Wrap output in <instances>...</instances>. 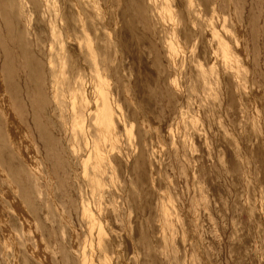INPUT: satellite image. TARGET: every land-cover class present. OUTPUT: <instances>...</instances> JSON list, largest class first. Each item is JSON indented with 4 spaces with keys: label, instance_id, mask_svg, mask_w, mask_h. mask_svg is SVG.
<instances>
[{
    "label": "rangeland",
    "instance_id": "374dc122",
    "mask_svg": "<svg viewBox=\"0 0 264 264\" xmlns=\"http://www.w3.org/2000/svg\"><path fill=\"white\" fill-rule=\"evenodd\" d=\"M79 2L89 30L81 42L83 59L69 47L75 41L63 36L50 40L52 23L38 20L40 26L31 32L16 29L11 18L13 8L20 10L18 3L0 0V90L8 93V109L20 116L25 143L29 148L37 146L39 157L49 160L61 178L59 203L66 196L69 201L78 200L77 186L84 184L80 164L72 159L74 150L85 148L83 127L73 108L82 106L80 93L91 91L98 74L114 94L118 113L129 115L128 127L119 128L117 146L137 142L139 150L130 157L132 166H104L102 186L88 175L91 187L85 194L89 211L85 221L90 231L79 229L78 237L70 227L75 222L72 215L60 216L55 209L54 186L40 176L35 182L36 173L24 163L26 173L16 176L20 202L33 209L43 205L47 215L51 210L48 217L56 230L50 227L41 232V250L36 252V233L24 231L12 206L0 200V264H81L83 251L100 264H135L143 259L145 264H264V0L212 2L228 16L224 27L213 9L205 18L214 20L227 38L228 71L221 56L219 76L208 71L210 63L205 62V89L200 70L198 81L188 78L191 66L196 72L198 68L189 43H183L181 67L169 66L167 48L173 41L169 31L179 27L181 18L173 20L170 11L162 10L166 0ZM119 32L123 40L118 39ZM14 38L22 39L25 48L15 45ZM37 40L45 41L38 45ZM101 49L108 51V69L100 60ZM81 70L84 82H78ZM187 88L192 92L185 103L191 109L183 131L191 146L205 151L208 138L211 147V156L196 175L184 173L180 165L158 162L177 159L168 154L173 150L169 137L165 144L161 138L173 126L170 111L176 110L179 92L186 94ZM137 111L140 115L135 119ZM15 154L19 153L10 145L7 121L0 115V156L10 172L9 161ZM123 182L128 187L129 211L118 197ZM163 208L178 210L180 215L169 217L162 237ZM32 219L49 226L42 214ZM129 225L143 246L137 256L128 246L114 249L110 244ZM106 245L107 261L100 253Z\"/></svg>",
    "mask_w": 264,
    "mask_h": 264
},
{
    "label": "bare ground",
    "instance_id": "6f19581e",
    "mask_svg": "<svg viewBox=\"0 0 264 264\" xmlns=\"http://www.w3.org/2000/svg\"><path fill=\"white\" fill-rule=\"evenodd\" d=\"M10 1L13 4H16L17 2L20 9L19 11H17L16 8H13L12 12L13 17L11 19L13 21L11 22L15 24L16 29L19 30L22 27H25L27 32H31V29H36V27L40 26L37 23L38 20H42L46 23H52L54 24V26H52L51 30H49L50 40L52 41L58 38V36H63L69 40L75 41L76 44L69 45L70 49L72 51H75L76 57L79 56L81 59L84 58V54L82 52L84 47L81 42L83 38L87 37L89 30L87 18L83 9L81 8L79 0ZM213 1L214 0H166L165 6L162 8V10L166 9L173 14V20L176 19V16H180L181 18L179 27H173V29L169 31L172 34L173 39V41L171 40V44H169L167 48L169 66L172 69H179L181 67L184 61V59L181 58V54L184 53L183 43H189L193 49L192 62H197L198 68L196 72V70L191 66V69L189 70L187 75L189 80L195 79L198 81V79H196V75L199 74L198 71L200 70L201 72L199 76L201 77L200 79L202 81L203 89L206 88L207 84V70L203 69V64L205 62L210 63V69L208 71H212L214 74H217L219 76L220 71L222 69L218 64V59L219 56H221L224 61L223 69L225 71H228L227 38L220 32L221 28H219V26L215 23L214 20L211 19L210 21H208L209 19H205L211 9H213L214 12H219L218 14L220 15L222 22L221 27H224L225 22L228 19V16H224L221 12V6L219 5L221 1H219V4L217 6H212ZM56 28L59 29V34L55 32V30H57ZM154 30L152 29V34ZM119 33L120 34H118V39L123 40L122 32ZM44 41L45 40H37L36 44L41 45ZM13 42L18 47L21 46L25 48V45L22 44L24 43L22 39L20 40V38H14ZM90 53L93 57H96V55H94L95 53L92 52L91 49ZM99 54L103 66L108 69V67H110V64L107 63V60L109 59L108 51L101 49L99 51ZM72 72L74 73L73 68ZM82 73L83 70H81L80 72L81 76L78 82H84ZM98 80L99 81L91 87V93L87 90H84L80 93L82 94L83 99L82 106L80 108H73L75 118L81 122L83 127L82 135L85 142V148L82 151H79L78 149L74 150L73 154L75 158L72 157V159H74V162L77 161V163L80 164V167L84 174V184H78L77 186L79 194L78 200L69 201L66 196L60 203L58 197L63 191L61 187V178L57 174H54L49 160L39 157V155L37 154V146L29 148L28 144L25 143L24 134L21 128L22 126L20 125V116L15 110L8 109L9 105L7 107L6 102L9 100L7 97L8 93H4L0 90V115L4 117L5 121H7V135L10 140V145L13 146L17 153H19L15 154L16 156L12 157L13 161H9V164H11V168L15 173L10 172L9 169L6 170V161L0 156V200L4 199L12 206L13 211L16 214L17 219H19L20 225L24 231H33L36 233L38 245L36 252H39L41 250V232L45 231L46 228L49 229L50 227L53 228L55 231L56 226H54L52 218L48 217L49 212L51 210H49L48 215L46 214V211L48 210H45V208L47 207L43 205H37L36 209H33L32 207L25 206L23 203L20 202L21 195L19 194L16 176L18 174L20 176V174L26 173V171L24 170V163L27 167L31 168V170L36 173L35 182H37L40 176L43 179H47V181L49 180V184L51 186H54L52 187L54 189H52L53 192L51 191V193H55V197L57 198L55 201V209L58 215L60 216H65L66 214L72 215L76 223H70V227L74 232V237H78L79 229L84 233L90 231V226L86 224L85 221V217L89 213L85 194L89 191L91 187V180L88 179V175H93L92 180L98 185H101V179L105 171L104 166L114 167L116 163H125L126 166H132L130 157L132 156L133 152H136L137 149L139 150L137 142H131L128 147L125 146L126 148H123L122 146H117V143L120 141L119 128L128 127L129 115L118 113V110L116 108L117 100L114 97V94L109 90L107 86L103 84L102 76L100 74H98ZM218 83V85L222 86L221 81H218ZM191 92L192 90L190 88H187L186 90V94L188 95L179 92L180 97H178L179 102L176 106V110L170 111V118L172 120L173 126L169 131H165V138H161V140H163V144H165L167 140L166 137H169L173 150L168 151V154L169 156L170 153L174 154L177 159L166 158L165 160H163L161 158L158 160V162L160 163V165L164 166H166L167 164L171 165L172 167L180 165L184 173H186L187 171H193V174L196 175L198 174V170L202 169L204 163L208 161L207 157L211 156V147L210 143L208 142V138L204 139V146L206 147L205 151L201 150L198 147L195 148L191 146L187 138V133L183 131V126L187 125L188 113L191 109V104L185 102L187 98H190L189 94H191ZM72 93L76 94V89ZM134 115V118L136 119L137 116L140 115V112L137 111V113ZM132 128L133 124H131V129ZM72 137L76 138V135L74 134ZM34 144L36 143L34 142ZM109 144L111 146H109ZM114 150L116 151L114 152ZM196 153L198 155H195ZM54 180H56V182H54ZM9 186L10 188L8 189ZM94 190H96V188H94ZM119 190L121 194L118 197L122 199V202L124 203V208L127 211L131 210L132 207L130 200L128 201L129 198L126 199L125 195L126 190H128L127 184L123 182ZM0 209H2L1 205ZM95 212L98 213L97 211ZM185 213L186 212H184V214ZM36 214H42L44 223L48 224L49 226L44 227L43 223L37 225L32 219L34 218V216H36ZM172 215L179 216L180 213L178 210L175 212H170L167 208H163V212L160 218V231L163 233L162 237L166 230L167 223L170 222L169 217ZM0 218H2L1 213ZM80 221H82V223ZM5 227L7 226H3V231H6L4 229ZM110 244L114 247V249L128 246L131 248V252L134 256H137V254L139 255L143 247L137 243L136 233L134 229L130 227V225L128 226L126 232L123 235H118L117 237L113 238ZM108 250L109 246L106 245L100 252L103 258L107 255ZM112 257L115 256L112 255ZM90 259L87 258L86 251H83L81 264H100L98 262L100 261L99 259L98 261L97 259ZM104 260L107 261L105 258ZM119 262L121 263V261ZM138 262L140 264H145V259L141 261L136 260L135 264H138Z\"/></svg>",
    "mask_w": 264,
    "mask_h": 264
}]
</instances>
